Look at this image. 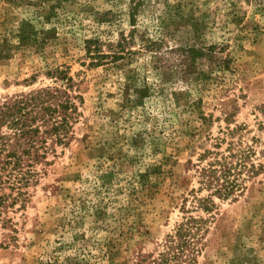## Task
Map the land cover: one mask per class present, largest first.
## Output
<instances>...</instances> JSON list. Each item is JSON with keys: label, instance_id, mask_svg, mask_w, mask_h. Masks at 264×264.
Here are the masks:
<instances>
[{"label": "rangeland", "instance_id": "obj_1", "mask_svg": "<svg viewBox=\"0 0 264 264\" xmlns=\"http://www.w3.org/2000/svg\"><path fill=\"white\" fill-rule=\"evenodd\" d=\"M47 87L77 112L21 194L3 178L0 264H135L190 216L195 264H264V0H0V104ZM230 143L259 174L206 213Z\"/></svg>", "mask_w": 264, "mask_h": 264}, {"label": "trees", "instance_id": "obj_2", "mask_svg": "<svg viewBox=\"0 0 264 264\" xmlns=\"http://www.w3.org/2000/svg\"><path fill=\"white\" fill-rule=\"evenodd\" d=\"M92 59L98 65L105 56L100 54ZM53 75L70 81L65 71L57 70ZM76 112L66 92L50 87L17 95L0 104V186L6 182L4 177L9 176V181L14 177L13 189L21 194V187L34 176L31 171H24V166L46 158L47 153H41L40 149L47 139L55 138L57 143H65ZM223 142L224 139H218L215 148H221ZM252 152L251 147L242 149L233 143L224 152H205L201 160L209 155L212 160L200 169V188L196 192L207 190L209 194L205 198H195L196 208L211 213L215 207L213 198L225 201L244 192L247 178L259 174V169L249 164ZM5 198L4 194L0 195V204ZM204 224L201 218H185L174 234L168 236L163 252L156 257H142L135 264H195L200 252L196 245ZM67 264L78 263L68 260Z\"/></svg>", "mask_w": 264, "mask_h": 264}]
</instances>
